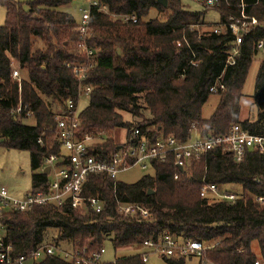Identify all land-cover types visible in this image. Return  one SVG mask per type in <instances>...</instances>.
<instances>
[{
    "label": "trees",
    "instance_id": "16d2710c",
    "mask_svg": "<svg viewBox=\"0 0 264 264\" xmlns=\"http://www.w3.org/2000/svg\"><path fill=\"white\" fill-rule=\"evenodd\" d=\"M71 1L0 0L5 7L0 25V145L29 153L31 191L48 189V174L41 170L44 157L64 152L54 132L55 114L77 98L78 82L66 63L85 60L75 47L78 34L71 31L78 20L61 9ZM98 1L111 12L134 13L138 20H111L96 10L90 14L86 43L95 53L84 83L92 89L79 118L80 132H103L94 152L108 160L136 127L151 139L163 135L180 141L188 140L192 127L200 134H221L234 123L264 135V57L256 58L253 52L254 42L264 37V26L245 34L236 64L225 67L232 36L224 29L213 33L215 23L204 20L205 0H199L202 11L190 10L182 0H167L166 7L157 0ZM238 1L219 0L218 22L225 21L227 13L238 12L227 4ZM153 9L167 13L143 20ZM246 11L264 23V0ZM201 27L205 28L200 31ZM12 60L21 70L20 97L34 111V124L24 122L28 118L24 113L12 111L19 100L18 84L10 76ZM253 61L258 62L253 93L258 113L254 119L241 120L240 99ZM219 76L225 88L211 93L209 87ZM212 94L218 100L205 118L201 109ZM123 114L131 119H123ZM118 128L125 131L116 141L110 132ZM150 169L152 173L132 183L90 174L84 194L99 196V212L90 206L74 209L66 202L36 205L27 212L7 211L2 217L6 240L14 253H25L49 241V229H53L50 241L72 248L93 251L110 242L115 250H136L103 264H148L150 255L143 261L140 254L143 241L168 233L178 241L217 242L208 257L218 264H264V206L255 200L264 195L263 153L247 149L243 159L235 162L231 152L215 148L183 170L173 164L172 157L151 161ZM203 179L234 198L200 196ZM117 201L143 206L151 215L144 219L122 215L116 210ZM253 241L258 243L259 255L252 251ZM160 258L164 264H188L192 259ZM35 264L75 263L48 255Z\"/></svg>",
    "mask_w": 264,
    "mask_h": 264
},
{
    "label": "built area",
    "instance_id": "2783aa9c",
    "mask_svg": "<svg viewBox=\"0 0 264 264\" xmlns=\"http://www.w3.org/2000/svg\"><path fill=\"white\" fill-rule=\"evenodd\" d=\"M87 4L81 10L80 19L74 24V32L78 34L75 44L79 53L85 56V60L79 63H66L73 70L77 78V98L68 100L66 109L55 114L54 132L60 141L63 153L49 154L44 157L41 170L49 167L48 189L46 191L35 190L24 197L16 198L9 195L5 186H0V264H35L48 255H56L75 264H103L102 256L106 250L101 246L97 250L89 251L86 248H66L53 241H43L31 250L16 254L12 244L6 240V227L2 222L3 214L7 211L18 210L27 212L36 205L68 203L74 209L84 210L87 206L99 212L102 208V200L98 195L84 194V185L90 174H104L114 181L120 172L139 166L142 170L150 169L151 161L165 162L172 157L173 164L181 170L187 168L192 162L200 160L202 154L208 150L220 148L233 154L235 162H240L247 149H253L264 154V135L253 134L241 127L240 124H231L225 133L216 134L208 132L200 134L196 127H192L190 137L186 141H180L173 136L160 135L151 139L148 133L143 134L136 127L131 130L122 144L117 145L116 150L108 160L103 159L98 152H94L95 146L102 140L103 132H80L81 111L80 104L83 98H88L92 89L91 85L84 83L90 69L93 66L94 49L86 43L88 36L89 18L92 10L106 14L111 20L136 23L138 16L134 13H114L108 10L104 3L98 0H84ZM261 0H239L238 3H227L237 7L238 12L226 14V20L212 25L213 33H219L223 29L228 30L232 39L226 50L225 67L236 64L240 55V46L245 34L253 28L264 26L257 16L246 11L248 6H254ZM219 0H205L206 8L214 9L218 13ZM217 7V8H216ZM179 45L180 43L177 42ZM253 52L256 58L264 57V37L259 38L253 44ZM193 65L197 62L192 61ZM11 79L18 84L19 100L13 108L15 114L33 116L34 111L27 103L21 100L22 76L18 62L12 60ZM225 85L221 77H217L209 87L211 93L223 90ZM42 143L41 138L38 139ZM176 178L177 175L175 174ZM212 195L218 198L232 200L234 195L225 193L215 184L205 182L200 188V196ZM259 205L264 206V195L256 196ZM116 210L122 215H138L140 218H148L149 209L131 203L117 201ZM217 242L205 244L198 240L178 241L170 234L164 233L157 238H149L143 241L141 257L146 261L149 255L158 257L182 256L196 258L198 264H218L208 257V251L213 249ZM254 264H259L255 262Z\"/></svg>",
    "mask_w": 264,
    "mask_h": 264
},
{
    "label": "rangeland",
    "instance_id": "374dc122",
    "mask_svg": "<svg viewBox=\"0 0 264 264\" xmlns=\"http://www.w3.org/2000/svg\"><path fill=\"white\" fill-rule=\"evenodd\" d=\"M16 1V0H12ZM183 3L190 9L194 11H202L204 7L199 0H182ZM87 6L84 0H72L68 5L63 6L61 9L71 13L76 20L80 19L81 10ZM167 11L159 12L157 10H151L147 17L148 18L156 17L163 18ZM5 20V7L0 5V25L4 23ZM204 20L208 23H217L219 21V14L208 8L205 12ZM205 27H201L202 31ZM71 31H74V26L71 28ZM75 44V43H74ZM38 46H42L40 43ZM73 46V43H70V47ZM120 54V51H117ZM258 70V62L253 61L246 77V80L243 85L242 97L240 99V113L239 117L241 120L244 119H254L257 116L258 110L254 105V86H255V77ZM21 73V70H20ZM22 74L25 76V72L22 71ZM217 96L212 94L208 97L207 101L202 106V116L207 118L213 111L217 103ZM88 104V98H83L80 104V109L84 108ZM123 119H131L128 114H123ZM134 119V118H133ZM27 124H34L35 117L29 116L24 120ZM125 129H115L113 132H110L116 139L119 141L124 135ZM152 173L151 169L142 170L139 166H134L130 169L122 171L118 174L117 178L126 183H132L138 180L143 174ZM31 174L32 170L30 167V158L29 153L24 150L18 149H8L0 145V186H5L8 189L9 195L21 198L26 194L31 192ZM55 231L49 229L48 239L50 241L51 237L54 235ZM62 245V244H61ZM105 254L102 256V261L109 262L114 260V257L122 256L123 254H133L136 252L135 249H117L115 250L110 242H105ZM252 251L259 255V246L256 241L252 242ZM148 264H164L163 260L156 256L150 255ZM188 264H197V259L192 258L188 260Z\"/></svg>",
    "mask_w": 264,
    "mask_h": 264
},
{
    "label": "water",
    "instance_id": "95a60500",
    "mask_svg": "<svg viewBox=\"0 0 264 264\" xmlns=\"http://www.w3.org/2000/svg\"><path fill=\"white\" fill-rule=\"evenodd\" d=\"M163 7H166V5H167V0H157ZM180 170H181V168H180ZM44 172H46V173H48L49 172V167H46V168H44ZM151 190H149V192H150Z\"/></svg>",
    "mask_w": 264,
    "mask_h": 264
},
{
    "label": "crops",
    "instance_id": "0c3cea01",
    "mask_svg": "<svg viewBox=\"0 0 264 264\" xmlns=\"http://www.w3.org/2000/svg\"><path fill=\"white\" fill-rule=\"evenodd\" d=\"M218 13V12H217ZM219 14V13H218ZM8 190V189H7ZM64 247L66 248H71V246L67 243H61ZM125 249H129V248H125Z\"/></svg>",
    "mask_w": 264,
    "mask_h": 264
}]
</instances>
